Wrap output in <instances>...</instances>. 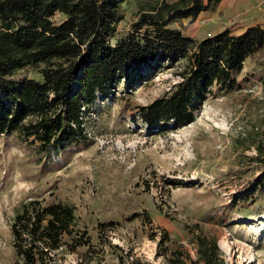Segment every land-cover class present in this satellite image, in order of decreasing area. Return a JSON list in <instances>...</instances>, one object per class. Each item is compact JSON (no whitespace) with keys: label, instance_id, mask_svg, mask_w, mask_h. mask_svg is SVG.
Instances as JSON below:
<instances>
[{"label":"rangeland","instance_id":"obj_1","mask_svg":"<svg viewBox=\"0 0 264 264\" xmlns=\"http://www.w3.org/2000/svg\"><path fill=\"white\" fill-rule=\"evenodd\" d=\"M245 1L221 0L194 22L172 26L193 38L190 50L225 27L241 33L250 23ZM123 10L113 45L131 31L138 0ZM180 64L163 63L135 85L122 79L100 96L84 114L86 140L40 152L17 132L0 137V264H15L11 223L33 198L72 204L93 243L106 248L107 264H169L174 241L191 264L196 225L218 237L227 264H264V162L257 158H264V48L247 57L233 83L214 87L191 123L151 128L140 106L171 91ZM41 69L27 66L19 77L41 79ZM65 260L78 264L80 256Z\"/></svg>","mask_w":264,"mask_h":264},{"label":"trees","instance_id":"obj_2","mask_svg":"<svg viewBox=\"0 0 264 264\" xmlns=\"http://www.w3.org/2000/svg\"><path fill=\"white\" fill-rule=\"evenodd\" d=\"M125 1L0 0V137L17 132L40 152L86 140L91 104L122 79L135 85L163 63H181L180 79L140 106L139 117L154 129L191 123L214 87L233 83L247 57L264 48V26L252 25L241 33L225 27L189 49L193 38L172 24L194 22L221 0H138L131 31L113 45ZM27 66L42 68L41 79L19 77ZM198 227L190 232L197 253L191 264H227L218 237ZM11 232L15 264H66L67 253L79 255L78 264H107L106 248L93 243L68 202L24 201ZM172 246L169 264H187L182 242Z\"/></svg>","mask_w":264,"mask_h":264},{"label":"crops","instance_id":"obj_3","mask_svg":"<svg viewBox=\"0 0 264 264\" xmlns=\"http://www.w3.org/2000/svg\"><path fill=\"white\" fill-rule=\"evenodd\" d=\"M234 1L236 2L238 0H231V2H229L228 4L233 5ZM245 2L248 3L250 6V11L248 12V16H247L248 17L247 19L249 20L250 23L245 25L246 26L245 28H247V26H251V25L264 26V0H248ZM261 21H263V22H261ZM260 23H262V24H260Z\"/></svg>","mask_w":264,"mask_h":264}]
</instances>
